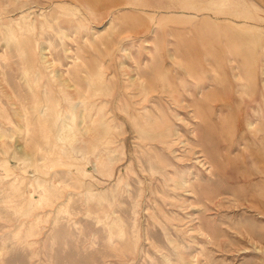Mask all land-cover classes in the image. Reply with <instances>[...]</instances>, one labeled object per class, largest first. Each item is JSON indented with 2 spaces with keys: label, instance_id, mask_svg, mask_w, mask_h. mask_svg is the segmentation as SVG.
I'll list each match as a JSON object with an SVG mask.
<instances>
[{
  "label": "rangeland",
  "instance_id": "rangeland-1",
  "mask_svg": "<svg viewBox=\"0 0 264 264\" xmlns=\"http://www.w3.org/2000/svg\"><path fill=\"white\" fill-rule=\"evenodd\" d=\"M0 6V264H264V0Z\"/></svg>",
  "mask_w": 264,
  "mask_h": 264
},
{
  "label": "bare ground",
  "instance_id": "bare-ground-1",
  "mask_svg": "<svg viewBox=\"0 0 264 264\" xmlns=\"http://www.w3.org/2000/svg\"><path fill=\"white\" fill-rule=\"evenodd\" d=\"M4 2V1H3ZM9 5V4H8ZM1 7V6H0ZM3 9H1V11H2ZM26 10V9H25ZM52 14V13H51ZM46 15V14H45ZM53 15V14H52ZM64 15H66V14H64ZM51 16V15H50ZM54 17V16H53ZM46 18V17H45ZM64 18V17H63ZM47 19V18H46ZM110 19V18H109ZM81 20V19H80ZM46 21V20H45ZM48 21V20H47ZM50 21V20H49ZM52 21V20H51ZM82 21V20H81ZM76 22V21H75ZM45 23V22H44ZM50 23V22H49ZM52 23V22H51ZM76 23H78V22H76ZM47 24V23H46ZM80 24V23H79ZM82 24V23H81ZM80 24V25H81ZM45 25V24H44ZM71 25V24H70ZM79 25V26H80ZM125 26V25H124ZM31 27V26H30ZM69 27V26H68ZM72 27V26H71ZM108 27V26H107ZM113 27V26H112ZM60 28V27H59ZM58 28V29H59ZM74 28V27H73ZM123 28V27H122ZM54 29H55V27H54ZM72 29V28H71ZM18 30H19V28H18ZM32 30V29H31ZM65 30V29H64ZM69 30V29H68ZM23 31V30H22ZM43 31V30H42ZM121 31V30H120ZM120 31H118V33L120 32ZM53 32V31H52ZM51 32V33H52ZM57 32V31H56ZM103 32V31H102ZM101 32V33H102ZM40 33V32H39ZM42 33V32H41ZM104 33V32H103ZM121 33H122V31H121ZM27 34V33H26ZM82 34V33H81ZM113 34V33H112ZM56 35V34H55ZM83 35V34H82ZM120 35V34H119ZM8 36V35H7ZM47 36H48V34H47ZM50 36H51V34H50ZM100 36H102V35H100ZM72 37V36H71ZM92 37V36H91ZM113 37V36H112ZM10 38V37H9ZM9 38H7V39H9ZM40 38V37H39ZM102 38V37H101ZM2 39V38H1ZM104 39V38H103ZM153 39V38H152ZM102 40V39H101ZM4 41V40H3ZM91 42H94V41H91ZM122 42V41H121ZM120 42V43H121ZM60 43V42H59ZM12 44V43H11ZM68 44V43H67ZM93 44V43H92ZM95 44V43H94ZM93 44V45H94ZM115 44V43H114ZM97 45V44H96ZM96 45H94V46H96ZM15 46V45H14ZM61 46V45H60ZM84 46V45H83ZM98 46V45H97ZM114 46V45H113ZM99 47V46H98ZM12 48H13V46H12ZM80 48V47H79ZM101 48V47H100ZM102 48H104V47H102ZM23 49L25 50V53L27 54V51H28V49L26 48V47H23ZM6 50V49H5ZM37 50V49H36ZM43 50V52H42V58H43V60L44 61H47V56L45 55V53L46 52H44V51H46L45 50V48H43L42 49ZM64 52V51H63ZM3 53V52H2ZM17 54V53H16ZM18 56V55H17ZM16 56V57H17ZM5 57V56H4ZM208 57V56H207ZM262 57V56H261ZM9 61H11V60H9ZM12 62V61H11ZM18 62V61H17ZM19 62H21V60L19 61ZM42 62V61H41ZM2 63V62H1ZM8 63V62H7ZM106 63V62H105ZM19 64V63H18ZM11 65V64H10ZM20 65L22 66V63H20ZM18 66V65H17ZM102 66V65H101ZM238 65H234V66H232V69H235L236 67H237ZM13 67V66H12ZM129 67V66H128ZM75 68V67H74ZM6 69H7V67H6ZM60 69V68H59ZM13 70V69H12ZM11 70V71H12ZM24 70V69H23ZM26 70V69H25ZM90 70H92V69H90ZM67 71V70H66ZM99 71H101V70H99ZM99 71H96V72H99ZM29 72V71H28ZM93 72V71H92ZM21 73H22V71H21ZM22 75V74H21ZM100 74H98V76H99ZM103 75V74H102ZM214 75V74H213ZM26 76V75H25ZM198 76V75H197ZM237 77H239V75H236ZM27 77V76H26ZM135 77V76H134ZM100 77H98V79H99ZM197 78V77H196ZM199 78V77H198ZM20 79V78H19ZM23 79V78H22ZM88 80V79H87ZM97 80V79H96ZM19 81V80H18ZM22 81V80H21ZM20 81V82H21ZM95 81V80H94ZM23 82V81H22ZM26 82V81H25ZM90 82V81H89ZM151 82V81H150ZM92 83H94V82H92ZM190 83V82H189ZM91 84V83H90ZM97 84H98V82H97ZM149 84V83H148ZM244 85H246V84H244ZM28 86V85H27ZM70 86V85H69ZM92 86H94V85H92ZM98 86H100V85H98ZM187 86H188V84H187ZM199 86V85H198ZM18 87V86H17ZM23 87V86H22ZM96 87V86H95ZM145 87V86H144ZM149 87H151V86H149ZM194 87V86H193ZM200 87V86H199ZM26 88V87H25ZM25 88H23V89H25ZM31 88V87H30ZM86 88V87H85ZM84 88V89H85ZM91 88V87H90ZM146 88V87H145ZM148 88V87H147ZM22 89V90H23ZM83 89V90H84ZM87 91V90H86ZM86 91H84V94H85V92ZM30 92V91H29ZM39 92H40V90H39ZM96 92H99V91H96ZM96 92H95V94H96ZM31 93V92H30ZM34 93V92H33ZM88 95H89V93H87ZM94 94V95H95ZM26 95V94H25ZM68 95H70V92H68ZM34 96V95H33ZM90 96V95H89ZM97 96V95H96ZM32 99H34V98H32ZM1 100V99H0ZM152 100V99H151ZM60 101V100H59ZM40 102V101H39ZM48 102V101H47ZM136 102H138V101H136ZM29 103V102H28ZM72 103V102H71ZM70 103V104H71ZM17 104V103H16ZM57 104H60V103H57ZM78 104V103H77ZM80 104V103H79ZM83 104H84V102H83ZM96 104V103H95ZM23 106V105H22ZM70 106V105H69ZM105 106V105H104ZM104 106L102 107V108H104ZM222 106V105H221ZM9 107H10V105H9ZM76 107V106H75ZM216 107H217V105H216ZM36 108H37V106H36ZM35 107H34V109H36ZM47 108V107H46ZM45 108V109H46ZM100 108V107H99ZM101 109V108H100ZM77 110V109H76ZM99 110V109H98ZM40 111V110H39ZM45 111H47V110H45ZM73 111V110H72ZM71 111V112H72ZM74 113V112H73ZM42 115H43V113H42ZM65 115H66V113H65ZM27 116V115H26ZM70 116V115H69ZM71 116H72V113H71ZM20 117H22L21 115H20ZM38 117V116H37ZM46 117V116H45ZM262 117H263V120H262V126L264 125V114L262 115ZM72 118H74V117H72ZM101 118V117H100ZM23 119V118H22ZM27 119V118H26ZM64 119V118H63ZM59 120V119H58ZM22 121V120H21ZM69 121V120H68ZM67 121V122H68ZM87 121V120H86ZM17 122V121H16ZM28 122V121H27ZM66 122V121H65ZM70 122L72 123V121H71V119H70ZM89 122V121H88ZM46 122L44 121V124H45ZM57 123V122H56ZM62 123V122H61ZM60 123V124H61ZM64 123V122H63ZM102 123V122H101ZM108 123V122H107ZM107 123H105V124H107ZM247 124H248V128L250 129V132L252 133V138H253V141H252V143L250 144V146L251 147H254V148H256V149H258L257 151H255V149H251V151H250V154H249V158L251 159V161H252V164H253V166H255L256 168H255V171H252V173H250L249 174V177L250 176H252V175H256V176H258V177H260V178H262V180L264 181V152H262L263 150H264V147H263V145H264V134L263 135H260V132L263 130V128L262 127H256V123L253 121V120H248L247 121ZM1 125V124H0ZM43 125V124H42ZM63 125V124H62ZM64 125H65V123H64ZM108 125V124H107ZM22 126V125H21ZM55 126V125H54ZM71 126V125H70ZM3 127V126H2ZM24 127V126H23ZM61 127V126H60ZM69 127V126H68ZM68 127H65V128H68ZM73 127V126H72ZM15 128V127H14ZM19 128V127H18ZM108 128V127H107ZM94 129V128H93ZM7 130V129H6ZM21 130V129H20ZM9 131V130H8ZM68 132V131H67ZM15 133V132H14ZM9 134V133H8ZM29 134V133H28ZM27 134V135H28ZM106 135V134H105ZM107 136V135H106ZM244 137H245V135H244ZM0 138H2V135L0 134ZM59 138H61V137H59ZM104 138V137H103ZM246 138V137H245ZM238 139H240V138H238ZM72 140V139H71ZM99 141V140H98ZM94 144V143H93ZM261 146V147H260ZM22 147V146H21ZM24 147V146H23ZM18 149V148H17ZM20 150V149H19ZM97 150V149H96ZM18 152V151H17ZM97 152V151H96ZM95 153V152H94ZM93 153V154H94ZM78 154V153H77ZM92 154V155H93ZM181 155V154H180ZM111 157V156H110ZM25 159V158H24ZM241 160H242V166H244V165H247L248 164V157H246V156H243V158H241ZM2 161V160H1ZM182 165V164H181ZM94 168V167H93ZM29 169V168H28ZM28 169H27V171H28ZM6 173V172H5ZM4 173V174H5ZM95 173V172H94ZM181 173V172H180ZM85 174V173H84ZM87 174V173H86ZM89 174V173H88ZM15 176V175H14ZM90 176V175H89ZM92 176V175H91ZM3 177V176H2ZM9 177V176H8ZM17 178H18V176H17ZM2 179H4V178H2ZM40 180H41V178H39ZM36 180V179H35ZM34 180V181H35ZM22 181V180H21ZM20 181V182H21ZM44 181V180H43ZM102 181V180H101ZM121 181V180H120ZM17 182V181H16ZM36 182V181H35ZM96 182H97V179H96ZM10 183H12V182H10ZM37 183V182H36ZM46 183V182H45ZM99 183V182H98ZM252 183L253 184H255V185H257V182H255V181H252ZM16 184V183H15ZM41 184V183H40ZM9 185V184H8ZM12 185H13V183H12ZM20 185V184H19ZM38 185V184H37ZM53 185V184H52ZM58 185V184H57ZM55 186V185H54ZM6 187H7V185H6ZM14 187V186H13ZM12 187V188H13ZM17 187H18V185H17ZM19 187H21V186H19ZM30 187V186H29ZM38 187V186H37ZM39 187H40V185H39ZM45 187V186H44ZM57 187V186H56ZM16 188V187H15ZM53 188H55V187H53ZM40 189V188H39ZM48 189V188H47ZM50 189V188H49ZM14 191V190H13ZM22 191V190H21ZM1 192H2V190H1ZM17 192V191H16ZM41 192H42V190H41ZM48 192V191H47ZM18 193V192H17ZM16 193V194H17ZM41 194V193H40ZM39 194V195H40ZM13 195V194H12ZM19 195V194H18ZM29 195V194H28ZM20 196H22V195H20ZM32 196V195H31ZM38 196V195H37ZM5 197V196H4ZM7 198L9 197V196H6ZM14 197V196H13ZM17 197V196H16ZM2 198V197H1ZM32 198V197H31ZM31 198H30V200H31ZM45 198V197H44ZM165 198V197H164ZM254 198V197H253ZM37 199H39L38 197H37ZM190 199V198H189ZM6 200V199H5ZM4 200V201H5ZM23 200H24V198H23ZM26 200V199H25ZM29 200V201H30ZM254 200V199H253ZM12 201H14V199L12 200ZM12 201H10V202H12ZM22 201V200H21ZM28 201V202H29ZM36 201V200H35ZM41 201V200H40ZM43 201V200H42ZM1 202V201H0ZM15 202H17V201H15ZM25 202V201H24ZM23 202V203H24ZM154 202V201H153ZM254 202H256V200H254ZM33 203V202H32ZM41 203V202H40ZM15 204V203H14ZM17 204V203H16ZM2 205H4V204H2ZM7 205V204H6ZM19 205V204H18ZM10 206V205H9ZM30 206V205H29ZM25 207V206H24ZM27 207V206H26ZM32 207V206H31ZM35 207V206H34ZM33 207V208H34ZM11 208V207H10ZM4 210V209H3ZM30 210V209H29ZM117 210V209H116ZM164 211V210H163ZM114 214V213H113ZM39 216V215H38ZM172 216V215H171ZM40 217V216H39ZM157 217V216H156ZM167 217H168V215H167ZM38 218V217H37ZM158 218V217H157ZM172 219V218H171ZM114 221V220H113ZM112 221V222H113ZM119 221V220H118ZM161 222V221H160ZM115 224V223H114ZM113 225V224H112ZM134 227H135V225H133ZM173 226V225H172ZM133 227V228H134ZM166 227V226H165ZM166 229H167V227H166ZM124 231H125V229H123ZM138 231V230H137ZM169 232V231H168ZM170 233V232H169ZM137 234V233H136ZM109 235H110V233H109ZM171 235V234H170ZM121 236V235H120ZM127 236V235H126ZM137 236H138V234H137ZM195 236V235H194ZM147 238V237H146ZM187 238V237H186ZM120 239V238H119ZM175 239V238H174ZM189 239V238H188ZM198 239V238H197ZM115 244V243H114ZM167 244V243H166ZM219 244V243H218ZM136 247V246H135ZM136 249V248H135ZM261 250V249H260ZM135 251V250H134ZM174 251H176V250H174ZM247 251V250H246ZM195 252V251H194ZM165 255V254H164ZM235 255V254H234ZM195 257H196V255H195ZM159 258V257H158ZM162 259V258H161ZM169 260H170V258H168Z\"/></svg>",
  "mask_w": 264,
  "mask_h": 264
}]
</instances>
